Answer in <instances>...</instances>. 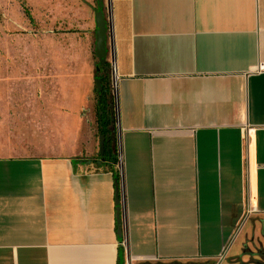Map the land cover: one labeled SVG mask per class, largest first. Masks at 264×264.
<instances>
[{"label":"crops","instance_id":"1","mask_svg":"<svg viewBox=\"0 0 264 264\" xmlns=\"http://www.w3.org/2000/svg\"><path fill=\"white\" fill-rule=\"evenodd\" d=\"M104 1L122 161L0 156V264H261L264 0Z\"/></svg>","mask_w":264,"mask_h":264},{"label":"rangeland","instance_id":"2","mask_svg":"<svg viewBox=\"0 0 264 264\" xmlns=\"http://www.w3.org/2000/svg\"><path fill=\"white\" fill-rule=\"evenodd\" d=\"M96 7L97 0H0V156L98 157L95 79L83 83L98 63ZM263 251L264 241L247 249Z\"/></svg>","mask_w":264,"mask_h":264},{"label":"trees","instance_id":"3","mask_svg":"<svg viewBox=\"0 0 264 264\" xmlns=\"http://www.w3.org/2000/svg\"><path fill=\"white\" fill-rule=\"evenodd\" d=\"M23 7L25 10V14L29 19H32L31 12L28 7L25 6L23 2ZM96 78H99L102 80V87L103 90L100 94L97 92V88H95L97 99H98V128H99V134L100 136H108L109 143H105L106 146L109 148V152L106 151L105 155L102 156L98 154V157H95L93 159L84 160V159H75V162L79 164L80 167H83L87 170H91V165L95 166V170H116V165L118 162V158L116 155V149L113 145L114 139H113V132L112 129V123H113V113L111 109V80H110V63H107V65L101 67V70L98 72L96 70ZM118 177V175H117Z\"/></svg>","mask_w":264,"mask_h":264},{"label":"water","instance_id":"4","mask_svg":"<svg viewBox=\"0 0 264 264\" xmlns=\"http://www.w3.org/2000/svg\"><path fill=\"white\" fill-rule=\"evenodd\" d=\"M96 32H95V56L98 59V63L96 65V70L99 72L101 67L107 65L108 62V34H109V24L107 20V16L105 13V1L97 0V7L93 8ZM95 84L97 88L98 94H100L103 90L102 80L99 78L95 79ZM105 143H109L108 136H100V154L102 156L105 155L106 151L109 152V148ZM117 186V205H118V224H119V234L122 233L121 228V208L120 204V192H119V181L116 180Z\"/></svg>","mask_w":264,"mask_h":264},{"label":"built area","instance_id":"5","mask_svg":"<svg viewBox=\"0 0 264 264\" xmlns=\"http://www.w3.org/2000/svg\"><path fill=\"white\" fill-rule=\"evenodd\" d=\"M108 58H109V54H108ZM110 61V77H111V95L112 98H114L116 100L117 98V94H118V76H117V67H116V62L114 60H109ZM264 70V64L262 66H260V71ZM112 103H113V99H112ZM112 109V113H113V123L115 125V108L114 105L111 106ZM116 133V131H115ZM117 150V157H118V162L120 163L122 161V153L120 150V147L116 149ZM119 181V179H118ZM119 189H120V184H119ZM120 192V191H119ZM119 206H121L119 204ZM121 208V207H120ZM123 220H122V209H121V228H122V232H123V227L122 224ZM121 245L126 249V240L124 239L123 242L121 243ZM127 264H130L127 262Z\"/></svg>","mask_w":264,"mask_h":264},{"label":"flooded vegetation","instance_id":"6","mask_svg":"<svg viewBox=\"0 0 264 264\" xmlns=\"http://www.w3.org/2000/svg\"><path fill=\"white\" fill-rule=\"evenodd\" d=\"M107 63H110V61H109V58H108V62ZM112 136H113V139H114V144H115V135L114 134H112ZM115 147V146H114Z\"/></svg>","mask_w":264,"mask_h":264}]
</instances>
